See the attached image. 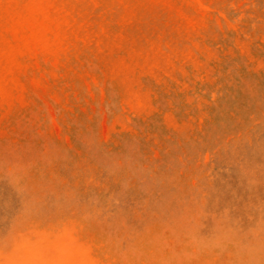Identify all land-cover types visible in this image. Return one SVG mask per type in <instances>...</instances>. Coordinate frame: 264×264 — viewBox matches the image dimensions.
Segmentation results:
<instances>
[{"label": "rangeland", "instance_id": "374dc122", "mask_svg": "<svg viewBox=\"0 0 264 264\" xmlns=\"http://www.w3.org/2000/svg\"><path fill=\"white\" fill-rule=\"evenodd\" d=\"M0 61V264H264V0H0Z\"/></svg>", "mask_w": 264, "mask_h": 264}, {"label": "bare ground", "instance_id": "6f19581e", "mask_svg": "<svg viewBox=\"0 0 264 264\" xmlns=\"http://www.w3.org/2000/svg\"><path fill=\"white\" fill-rule=\"evenodd\" d=\"M17 1H18V0H17ZM21 1H23V0H21ZM65 1H66V0H65ZM78 1H79V0H78ZM92 1H93V0H92ZM4 2H5V1H4ZM9 2H10V1H9ZM9 2H8V3H9ZM32 2H33V1H32ZM41 2H43V1H41ZM59 2H60V1H59ZM76 2H77V1H76ZM10 3H11V2H10ZM94 3H95V1H94ZM28 4H29V3H28ZM50 4H51V3H50ZM59 4H60V3H59ZM59 4H58V6H59ZM78 4H79V3H78ZM2 5H3V4H2ZM46 5H47V4H46ZM51 5H52V4H51ZM28 6H30V5H28ZM68 6H69V5H68ZM74 6H75V5H74ZM80 6H81V5H80ZM95 6H96V5H95ZM15 7H16V6H15ZM17 7H19V6H17ZM39 7H40V6H39ZM39 7H38V8H39ZM41 7L43 8V6H41ZM52 7H54V6H52ZM52 7H51V10L49 9L50 11H52ZM57 8H58V7H57ZM67 8H68V7H67ZM84 8H85V7H84ZM13 9H14V8H13ZM31 9H32V7H31ZM40 9H41V8H40ZM62 9H63V8H62ZM73 9H74V11H75V9H77V8H74V7H73ZM14 10H15V9H14ZM17 10H18V9H16V11H17ZM26 10H27V9H26ZM26 10H25V11H26ZM38 10H39V9H38ZM55 10H56V9H55ZM65 10H66V9H65ZM85 10H86V9H85ZM40 11H41V10H40ZM42 11H43V10H42ZM45 11H46V10H45ZM65 12H66V11H65ZM67 12H68V11H67ZM76 12H77V11H76ZM96 12H97V11H96ZM18 13H19V12H18ZM23 13H24V12H23ZM70 13H71V12H70ZM44 14H45V12H44ZM77 14H78V13H77ZM34 15H36V13H35ZM38 15H39V14H38ZM55 15H56V13H55ZM58 15H59V14H58ZM80 15H81V14H80ZM98 15H99V14H98ZM10 16H11V15H10ZM26 16H27V15H26ZM53 16H54V15H53ZM14 17H15V16H14ZM71 17H72V15H71ZM77 17H78V16H77ZM53 18H54V17H53ZM56 18H57V17H56ZM56 18H54V19H56ZM82 18H83V17H82ZM12 19H13V18H12ZM16 19H17V18H16ZM20 19H21V17H20ZM49 19H50V18H49ZM57 19H58V18H57ZM17 20H18V19H17ZM17 20H16V22H17ZM23 20H24V19H23ZM25 20H26V19H25ZM44 20H45V19H44ZM67 20H68V19H67ZM29 21H30V19H29ZM29 21H28V22H29ZM57 21H59V20H57ZM60 21H61V20H60ZM60 21H59V22H60ZM6 22H7V21H6ZM19 22H20V21H19ZM41 22H43V21H41ZM44 22H45V21H44ZM59 22H58V24H60ZM61 22H62V21H61ZM66 22H67V21H66ZM79 22H80V21H79ZM95 22H97V21H95ZM17 23H18V22H17ZM21 23L23 24V22H21ZM63 23H65V22H63ZM69 23H70V21H69ZM75 23H76V22H75ZM24 24H25V23H24ZM36 24H37V23H36ZM44 24H45V23H44ZM65 24H67V23H65ZM71 24H72V23H71ZM3 25H5V24H2V26H3ZM18 25H19V24H18ZM27 25H28V24H27ZM34 25H35V24H34ZM62 25H63V24H62ZM62 25H61V26H62ZM72 25H73V24H72ZM11 26H12V25H11ZM15 26H16V25H15ZM37 26H39V25H37ZM16 27H17V26H16ZM16 27H15V28H16ZM20 27H21V25H20ZM33 27H34V26H33ZM70 27H72V26H70ZM13 28H14V27H13ZM15 28H14V29H15ZM64 28H65V27H64ZM66 28H67V27H66ZM72 29H73V28H72ZM72 29H71V30H72ZM16 30H17V29H16ZM68 30H70V29H68ZM17 31H18V30H17ZM24 31H25V30H24ZM22 38H23V37H22ZM6 40H7V39H6ZM23 40H24V39H23ZM2 43H3V42H2ZM4 44L7 45L6 43H4ZM7 46H9V45H7ZM10 46H11V45H10ZM15 46H17V45H15ZM2 49H3V48H2ZM15 50H16V49H15ZM6 52H7V50H6ZM17 53H18V52H17ZM5 54H7V53H5ZM3 55H4V54H3ZM8 55H10V54H8ZM10 56H11V55H10ZM7 57H8V56H7ZM12 57H13V56H12ZM0 62H2V61H0ZM2 71H3V70H2Z\"/></svg>", "mask_w": 264, "mask_h": 264}]
</instances>
